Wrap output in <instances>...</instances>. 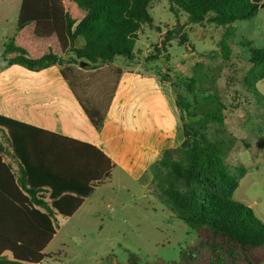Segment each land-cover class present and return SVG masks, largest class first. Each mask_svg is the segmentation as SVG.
Segmentation results:
<instances>
[{
  "label": "trees",
  "instance_id": "trees-1",
  "mask_svg": "<svg viewBox=\"0 0 264 264\" xmlns=\"http://www.w3.org/2000/svg\"><path fill=\"white\" fill-rule=\"evenodd\" d=\"M153 1L22 0L17 32L4 45L0 70L20 65L38 72L59 66L62 76L73 86L69 75L75 69L72 66L84 63L87 69L99 70L120 60L131 63L142 26L160 30L151 12ZM168 2L171 13L178 18L185 16L177 40L180 46L187 48H191L187 27L203 22L219 27L249 22L264 9V0ZM174 35L173 31H167L155 48L156 53L166 54V62H169L167 46L175 39ZM80 37L84 45L78 48L75 43ZM246 53L252 69L262 77L264 48L248 49ZM227 54L224 52V56L228 57ZM170 72L166 67L157 73L167 80ZM183 79L188 93L193 94L197 80ZM254 94L255 98L247 93L249 98L258 101L260 97ZM211 98V95L207 97L213 100ZM80 103L93 126L100 131L106 113L96 107H87L83 101ZM176 106L184 134L177 148L179 156H173L172 150L163 152L151 165L150 173L157 200L177 219L197 231L199 237L197 244L181 252L178 262L158 264H259V256L264 254V224L250 208L231 199L239 183L226 159V149L201 131V117L223 122V115L216 109L212 113H192L194 105L180 94H177ZM35 132L43 131L0 115V156L11 154L18 160L25 180L19 179V183L28 194L12 190L16 189L12 174H9L10 179L0 178V264H42L52 259L53 256L44 254V250L58 228L55 217L74 215L93 188L111 176L110 160L91 147L103 161L96 163L97 170L102 173L91 179L85 188L75 186L73 180L70 181L74 185L58 187L57 181L63 175L56 173L48 160L42 162V169L37 162L41 156L51 157L52 151L42 153L39 148L28 149L25 145V140L35 139ZM75 176L77 174L72 173L70 178ZM47 192H50L47 199L40 195ZM128 262L142 264L134 253L129 254Z\"/></svg>",
  "mask_w": 264,
  "mask_h": 264
},
{
  "label": "rangeland",
  "instance_id": "rangeland-1",
  "mask_svg": "<svg viewBox=\"0 0 264 264\" xmlns=\"http://www.w3.org/2000/svg\"><path fill=\"white\" fill-rule=\"evenodd\" d=\"M151 12L160 30L142 26L134 61L120 60L102 70L72 66L75 69L69 75L74 89L87 107H96L102 113L109 110L110 94L116 91L122 76L134 80L133 85L139 88L148 86L150 94L160 97L154 125L158 137L150 130L154 122L147 121L143 114L138 116L140 102L133 104L123 98V103L120 100L113 109L123 114V124L119 132L111 131L112 126L108 135L121 134L125 160H144L142 151L161 158L158 143H152L159 138L174 139L171 152L179 156L177 148L184 134L177 94L194 105L192 113L218 110L223 122L201 117V131L226 149V159L239 183L231 199L250 208L264 224V75L257 76L246 53L248 49L264 48V9L249 22L226 27L203 22L187 27L191 48L178 43L177 33L186 19L170 12L168 0H154ZM18 13L17 0H0V55L5 42L16 32ZM170 30L175 39L167 46L166 62V54L156 53L155 48ZM79 40L76 47L84 43L83 38ZM166 67L171 77L164 80L157 72ZM183 78L197 80L193 94L188 93ZM247 93L260 98L254 101ZM209 95L213 100L207 99ZM130 147L135 149L132 153ZM146 175L135 179L114 169L111 179L97 187L74 215H57V233L44 250L53 258L42 264H129L130 253L137 254L142 264L178 262L184 249L197 244L198 232L157 200L149 172ZM259 264H264V254L259 256Z\"/></svg>",
  "mask_w": 264,
  "mask_h": 264
},
{
  "label": "crops",
  "instance_id": "crops-1",
  "mask_svg": "<svg viewBox=\"0 0 264 264\" xmlns=\"http://www.w3.org/2000/svg\"><path fill=\"white\" fill-rule=\"evenodd\" d=\"M21 4L22 0H17L18 11H20ZM76 42H80L79 38ZM80 44L78 48L84 45L82 42ZM2 65L3 61L0 59V67ZM134 83V80L123 76L118 80L116 91L113 92L114 94H110L108 103L110 107L106 113L104 126L98 131L80 103L82 97L62 76L59 66H52L36 72L20 65H12L0 70V115L43 131L35 132V139L25 140V145L28 149L39 148L42 153H47L46 150L52 151L51 157L41 156L37 162L42 169V162L48 160L54 171L63 175L57 181V186L60 188L73 184V182L75 186L85 188L90 184L91 179H95L102 173L101 170H97L96 163L99 160L100 162L103 161L99 159L97 153L92 149L93 147L110 160V166H112L110 179L113 170L117 168L132 175L135 179H142L149 172L152 179L150 167L160 159H158L159 155L149 157L142 151L141 158L144 156V160L135 157L132 160H125L122 152L126 146L124 147L121 134L108 135L112 126L111 131L113 132H119L121 129L123 114L118 115L117 111L114 112L113 109L120 100L123 103V98H125L126 101L132 100L133 104L136 101L140 102V105L138 103L140 108L138 116L143 114L147 121L154 122L150 130L158 137L159 130H156L154 125L158 118L157 110L160 105V97L153 93L150 94V91L147 90L148 86L139 88L133 85ZM151 91L154 92V90ZM132 120L135 121V118L132 117ZM47 132L54 134V136L47 134ZM152 143H158L156 148L162 153L175 146V140L170 138H159L157 141L152 140ZM128 150L132 153L135 149L130 147ZM0 161V178L7 176L10 179L9 174H12L14 186L16 185V189L12 190L15 192L18 190L28 196L19 183V179L24 180V176L18 160L10 154L1 155ZM3 165L6 166L3 167ZM72 173L73 175L77 174V176L70 178ZM97 187L99 186L94 187L93 192L83 199L82 206L95 193ZM46 190L50 191L49 188ZM40 195H45L47 199L50 192L40 193ZM57 230L58 228L56 233Z\"/></svg>",
  "mask_w": 264,
  "mask_h": 264
},
{
  "label": "water",
  "instance_id": "water-1",
  "mask_svg": "<svg viewBox=\"0 0 264 264\" xmlns=\"http://www.w3.org/2000/svg\"><path fill=\"white\" fill-rule=\"evenodd\" d=\"M81 65L83 66V65H85L84 63H81Z\"/></svg>",
  "mask_w": 264,
  "mask_h": 264
}]
</instances>
